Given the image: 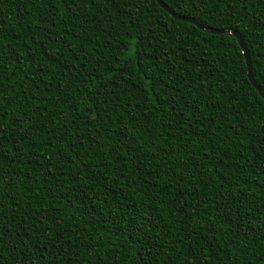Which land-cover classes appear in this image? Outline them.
Segmentation results:
<instances>
[{"label":"trees","instance_id":"trees-1","mask_svg":"<svg viewBox=\"0 0 264 264\" xmlns=\"http://www.w3.org/2000/svg\"><path fill=\"white\" fill-rule=\"evenodd\" d=\"M162 1L200 24L237 31L264 93V0H239L231 11L221 6L228 0H212L200 9L191 0ZM138 7L124 47L125 23H118V16L110 23L107 18L115 16L114 9L107 15L104 8L78 9V15L62 19V8L45 28L29 0H0V30L15 51L8 53L16 74L6 89L19 98L9 112L19 103L23 122L38 125L41 140L49 130L60 137L58 149L45 141L32 150L21 142L20 152L12 148L3 161L0 230L9 255L0 264H27L30 253L36 256L33 264H49L46 248L56 264H203L205 258L208 264H260L264 158L250 145L246 149V137L235 133L252 120L262 126L264 104L245 109L264 99L248 79L242 50L235 37L178 20L156 0ZM124 55L130 58L120 65ZM97 62L125 71L124 86L114 92L103 88L93 123L65 111L57 98L75 99L83 113L86 86L96 90L92 77L99 83L87 70ZM193 104L203 112L202 123L188 115ZM125 121L138 125L135 140ZM57 151L59 159H46ZM157 171L152 181L149 173ZM85 191L91 200L79 198ZM101 202L119 207L121 226L133 224L139 232L113 234L101 226L93 211ZM40 221L55 233V247L34 230Z\"/></svg>","mask_w":264,"mask_h":264},{"label":"snow or ice","instance_id":"snow-or-ice-1","mask_svg":"<svg viewBox=\"0 0 264 264\" xmlns=\"http://www.w3.org/2000/svg\"><path fill=\"white\" fill-rule=\"evenodd\" d=\"M36 8L37 11L40 13V19L45 21L44 27L47 28L49 24L54 23V17L56 14L64 8V14L62 19H68L69 17H74L78 15V9H87L90 12H99L101 8L106 9L105 15H107V11L110 9H114L115 16H107L109 23L112 19L115 17H119L118 23H125L126 28L121 29L122 32V40L125 42L124 47H127L126 41L128 40L129 36H131L133 32V25L131 24V21L134 18H137V13L139 12V5H141L144 0H29ZM239 0H228L227 4H222L221 6L227 7L229 11L232 10L233 5L235 3H238ZM212 3V0H191V6L194 9H200L201 5H203L204 8H208L210 4ZM203 10V9H201ZM121 13L123 15H121ZM125 17H127V22H125ZM84 19L87 21L89 17L87 15L84 16ZM98 21H93V23ZM79 39V37H77ZM97 42L99 40L97 39ZM133 45L135 44V39L133 38ZM262 50H264V45H262ZM135 49L133 48V52ZM9 52H12V55H15L14 46L12 45V40L7 37L4 34L3 30H0V168L3 167V161L8 158V156L11 153L12 148H16L18 153L21 150V142H23L28 149L34 150L35 148L40 147L42 142L46 141V146L51 148H59V144L57 141H59L60 137L57 136L55 131L49 130L50 134L46 135L43 140L37 135L39 133V126L33 125L31 123L25 124L24 121V111L25 109L19 104L16 103L15 107L13 108L12 112H9V107H13V101H18V97L13 92L11 95L8 93L6 89V82H10V76L15 75L16 71L13 68V65L9 63L11 60V57L8 55ZM130 55H124L123 58L119 61L120 65H123L127 60H129ZM132 59H135V57H131ZM55 59V57H53ZM259 59V58H258ZM18 63V61H17ZM262 70H264V65L260 66ZM44 68H41L40 71H44ZM72 68H68L67 71L69 74L72 72ZM125 69L124 68H113L109 69L104 64H100L97 62L96 65H93L91 69H88V75L91 77L92 72H95L97 76L99 77V83H96V77H92L90 80V83L92 86L96 89L95 91L92 90V88H88L86 86V92L87 95L83 97V104L82 106L86 105L84 107L83 113H81L80 108L76 107V100L72 99L71 102H69L68 98L65 97H58V100L62 101V105L65 108V111L74 112L77 115H84L85 117H88L90 122L95 121L97 117L100 116V111L96 110V105L99 100V96L102 95V90L105 86H107L111 91H115L116 87H122L123 85V73ZM135 72V68L133 69ZM104 73H107V76L105 77ZM119 79L120 83H117V80ZM63 83V82H62ZM81 83L83 81L81 80ZM115 85V87H113ZM75 95V94H73ZM264 95V94H262ZM264 104V101L257 100L255 104L250 103L248 106V109H245L247 112L249 109L251 111H256V106ZM7 105V107H6ZM183 111V109H182ZM89 113H92L91 116H89ZM188 115L190 117L196 118L198 122L202 123L203 121L200 120V117L203 116V112L201 111V108L195 107L193 104L192 106H188ZM261 116H264V112L260 113ZM107 118L109 120L112 119L111 115H108ZM119 118V117H118ZM130 121H125L124 129L125 131L130 135V138L135 140V133L133 131L134 128H138V125H131ZM170 126V125H169ZM113 127H118L116 125H113ZM194 127V125H193ZM241 128H243V132L240 131V129H236V135L237 136H245V147L248 149V146L250 145V150L257 155H260L262 158H264V130L261 129L260 122L258 120H252L249 122H245L241 124ZM108 131H112L111 128L108 129ZM215 135V133H212ZM140 135L142 136L143 133L141 132ZM123 133L121 134V139H123ZM141 144L143 141H139ZM7 148L9 151L6 153L4 149ZM41 151H44V149H41ZM151 151L155 153L157 151L156 148H152ZM24 155L27 153L24 152ZM65 156L68 155L67 152L64 153ZM60 153L54 152L51 157H47L49 161L52 159H59ZM53 168H56L57 165L55 163L52 164ZM159 168V164L157 165ZM49 175H52V172H49ZM149 175L151 176L152 181L156 180V177L160 175L159 171L156 172L155 175H152L150 172ZM168 177L165 175L162 180H167ZM145 183H150L147 177L144 178ZM3 192H4V183H3V177L0 176V214L4 212V203H3ZM81 200L88 199L91 200V194L87 191L80 194L79 197ZM167 196H164V199L167 200ZM95 202V201H94ZM12 211H15V207L11 209ZM93 211L97 214L98 221L101 226L107 227V229L113 234L117 232H127L129 234H134L139 232V228L136 227L133 224H130L127 229L123 228L120 224L121 220V209L119 207L107 204V202H101L97 203V207L93 209ZM248 211H251V208L248 209ZM60 223L59 220L56 221V224L58 225ZM34 230H38L40 233V236L44 239L49 240L50 243L53 244V247H55V241L52 239V237L55 236L54 232H51L49 229V226L44 223V221H40L39 223H35L33 225ZM27 231V230H26ZM35 235V232H34ZM30 239H33V236L29 237ZM182 240L183 237H180ZM259 244L261 245L262 252H264V240H259ZM25 247L27 248L28 245L25 244ZM8 248V245L5 244L4 237H3V231L0 230V260L6 259V257L9 255V252L5 251V249ZM245 248L247 249V246L245 245ZM59 251V249H56ZM251 250V249H247ZM10 251L15 252L16 249H10ZM97 254L99 253V249L96 250ZM182 251V250H181ZM45 253L47 254L49 264H56L54 256L49 252V250L46 248ZM256 256L260 260V264H264V255H262L261 252H257ZM36 259V256H33L31 253L29 255L27 264H33V261ZM203 264H208L207 258L203 261Z\"/></svg>","mask_w":264,"mask_h":264},{"label":"water","instance_id":"water-1","mask_svg":"<svg viewBox=\"0 0 264 264\" xmlns=\"http://www.w3.org/2000/svg\"><path fill=\"white\" fill-rule=\"evenodd\" d=\"M156 1L159 4V6H161L171 16H173L174 18H176L178 20L191 22V23L195 24L196 26H198L199 28H201L202 30L207 31V32L220 33V34H225V35H230V36L235 37L238 45L240 46V48L242 50V54H243V57H244V60H245L246 68H247L248 79L250 80L251 84L257 89L259 94L264 99V95H262V94H264L263 91L260 89V87L258 86V84L256 83V81L253 78L252 67H251V59H250V55H249L248 49H247V47H246L241 35L237 31L229 30V29H217V28H211V27L205 26L203 24H200L197 20H195L192 17H187V16L178 15V14L174 13L172 10H170V8L162 0H156ZM261 129L264 130V119H263V122H262Z\"/></svg>","mask_w":264,"mask_h":264}]
</instances>
